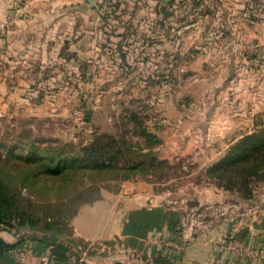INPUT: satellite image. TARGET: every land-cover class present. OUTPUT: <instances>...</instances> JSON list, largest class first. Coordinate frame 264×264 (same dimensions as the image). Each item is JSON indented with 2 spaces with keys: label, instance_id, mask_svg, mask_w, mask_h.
Here are the masks:
<instances>
[{
  "label": "rangeland",
  "instance_id": "rangeland-1",
  "mask_svg": "<svg viewBox=\"0 0 264 264\" xmlns=\"http://www.w3.org/2000/svg\"><path fill=\"white\" fill-rule=\"evenodd\" d=\"M196 1L198 7H194ZM235 1L239 6L232 4L234 0H92V8L83 2L75 9L88 20L76 27L78 31L82 26L85 33H76L74 42L69 40V47L74 45L69 50L67 41H61L62 53L54 72L44 68L22 74L11 72L15 68L6 71L11 58L6 61L2 44L0 79L25 82L33 99L13 106L0 100V140L10 141L0 146V152L5 157L6 150L14 148V153L26 155L27 151L21 150L23 144L17 141L20 138L39 141L43 146L72 145L75 150L89 145L97 134L120 138L125 129L123 119L136 112L160 139L152 147L158 164L148 175L122 184L109 181L104 187L120 191L123 184L132 182L154 184L156 192L162 194L160 205L172 209L170 227L177 235L186 225L191 235L211 223H227L230 228L225 232V245L240 236L252 245L245 249V256L248 251L264 252V216L259 214L264 208V183L256 187L253 200H239L206 178V157L180 153L184 138L175 137L182 130L187 138L186 133L197 125L193 117L196 100L203 90L218 84L221 70L224 68V77L229 79L235 75L229 69L231 59L238 66L239 76L249 75L251 67L264 73V39L253 40L246 30V19L242 20L249 19L250 10H255L248 5L253 0ZM260 17L264 18V9ZM7 30L3 25L1 32ZM12 60L18 69L23 65L20 55ZM249 91L251 100L245 101L254 113L251 122L256 129L264 126V110H256L259 91L255 85ZM170 100L180 104L182 115H187L181 127L169 116L166 102ZM86 113H90L88 120ZM245 123L250 125V121ZM239 126L235 123L233 128ZM128 138L135 145H146L145 136L129 132ZM32 198L37 199L35 195ZM244 233H249V239L241 237ZM121 244L109 243L103 255L121 254ZM125 253L139 257L125 264H149L141 259V253ZM249 258L264 264L262 258Z\"/></svg>",
  "mask_w": 264,
  "mask_h": 264
},
{
  "label": "crops",
  "instance_id": "crops-1",
  "mask_svg": "<svg viewBox=\"0 0 264 264\" xmlns=\"http://www.w3.org/2000/svg\"><path fill=\"white\" fill-rule=\"evenodd\" d=\"M83 2H87L92 8V0H0V47L3 44L6 61L11 58L8 66L6 65V71L10 72L14 68L11 72L20 71L21 74L24 71H38L39 68L56 71L62 53V43L67 41L69 50L74 47H69V40L74 42L76 33H85L82 26H78V31L76 27L78 24H86L88 20L77 14L75 9ZM232 4L239 6L235 0ZM248 5L250 8L254 6L255 10H250L249 19L242 18L246 19V30L253 40H262L264 18L260 15L264 9V0H253ZM3 25L8 27L4 33L1 32ZM86 38L84 34L82 40L85 42ZM17 55L23 60L19 69L12 60V57ZM237 67L235 60L231 59L229 69L231 73L235 72V75L230 79V76L224 77L226 71L223 68V75L220 74L218 84L203 90L201 97L196 100L194 110L193 117L197 119V125H193L192 131L186 133L187 138L182 134V130L175 136L177 138L181 135V139L184 138V144L178 149L180 153L203 155L207 158L204 164L208 167L223 158L238 140L254 131L255 125L251 122L254 113L248 109V101H245L251 100L249 89L254 85L259 91L256 110H264V73L256 72L257 70L251 67L249 75L239 76ZM27 87L25 82L13 83L7 77L2 78L0 100L5 104L9 103V106L28 104L30 99H33V93L28 92L25 89ZM247 96L248 99H245ZM166 106L170 118L177 120L180 123L177 127H181L184 123L182 119H187V115H182L181 105L170 100L166 102ZM246 121H250L247 127L244 125ZM235 123L240 124L237 129L233 128ZM156 191L154 184L145 181L123 184L120 191L103 190L99 200L80 208L73 220L74 239L76 242L88 244L83 252L87 253L91 247L98 249L96 254L86 256L85 261L88 264H125L138 261L139 257L135 258L125 252L141 253V259L145 258L149 264H153L158 254L166 256L173 264H255L244 254L245 249L252 246L249 240L242 241L239 236L238 240L224 244L227 239L225 232L230 228L227 223H211L206 229H196L191 235V228L186 225L183 232L177 235L170 227L169 215L172 209L160 205L162 194ZM259 214L264 216V208L260 209ZM244 234L241 237L246 238L249 235ZM116 241L122 243L121 254L113 257L103 255L107 245ZM78 249H82L81 245ZM235 250L238 253L234 252ZM22 252L25 253L23 260L19 256ZM76 258L77 256L72 254L67 261H56L48 248L25 235L21 244L3 255L0 264H78Z\"/></svg>",
  "mask_w": 264,
  "mask_h": 264
},
{
  "label": "trees",
  "instance_id": "trees-1",
  "mask_svg": "<svg viewBox=\"0 0 264 264\" xmlns=\"http://www.w3.org/2000/svg\"><path fill=\"white\" fill-rule=\"evenodd\" d=\"M199 5L194 3V7ZM123 120L125 129L120 138L97 134L89 145L76 150L72 145L43 146L20 138L17 141L23 144L21 150H26V155L14 153V148L7 149L5 157L0 152V259L28 235L48 248L56 261H67L74 254L78 264H88L79 263L88 244L74 239L73 220L80 208L99 200L103 190L118 192L120 188L104 187L109 181L122 184L148 175L158 164L152 148L160 141L158 136L136 112ZM129 132L145 136L146 145H135L128 138ZM5 142L0 140V146ZM206 178L243 202L253 200L256 187L264 183V126L238 140L206 169ZM93 249L87 255L98 252ZM153 263L172 264L162 254Z\"/></svg>",
  "mask_w": 264,
  "mask_h": 264
},
{
  "label": "built area",
  "instance_id": "built-area-1",
  "mask_svg": "<svg viewBox=\"0 0 264 264\" xmlns=\"http://www.w3.org/2000/svg\"><path fill=\"white\" fill-rule=\"evenodd\" d=\"M86 255H87L86 252H83L82 254H80L79 262H84L86 260L85 259ZM246 255L248 257H259V258L264 259V252H262V251H248L246 253ZM19 256L21 257V260H23L25 258V253L22 252V253L19 254ZM75 261H77V258L75 259Z\"/></svg>",
  "mask_w": 264,
  "mask_h": 264
},
{
  "label": "water",
  "instance_id": "water-1",
  "mask_svg": "<svg viewBox=\"0 0 264 264\" xmlns=\"http://www.w3.org/2000/svg\"><path fill=\"white\" fill-rule=\"evenodd\" d=\"M90 113H86V120H88Z\"/></svg>",
  "mask_w": 264,
  "mask_h": 264
}]
</instances>
